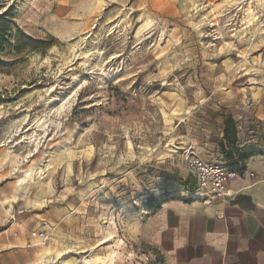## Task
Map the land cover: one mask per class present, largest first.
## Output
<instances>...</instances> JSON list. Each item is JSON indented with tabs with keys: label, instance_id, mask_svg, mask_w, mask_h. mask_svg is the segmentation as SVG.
Returning a JSON list of instances; mask_svg holds the SVG:
<instances>
[{
	"label": "rangeland",
	"instance_id": "374dc122",
	"mask_svg": "<svg viewBox=\"0 0 264 264\" xmlns=\"http://www.w3.org/2000/svg\"><path fill=\"white\" fill-rule=\"evenodd\" d=\"M6 13L0 264H152L133 223L189 186L186 156L243 171L262 138L264 0H0Z\"/></svg>",
	"mask_w": 264,
	"mask_h": 264
},
{
	"label": "crops",
	"instance_id": "0c3cea01",
	"mask_svg": "<svg viewBox=\"0 0 264 264\" xmlns=\"http://www.w3.org/2000/svg\"><path fill=\"white\" fill-rule=\"evenodd\" d=\"M249 144L254 152L230 181L228 200L209 203L205 190H181L142 209L133 227L152 248V264H264V131ZM18 246L30 259L27 243Z\"/></svg>",
	"mask_w": 264,
	"mask_h": 264
},
{
	"label": "built area",
	"instance_id": "2783aa9c",
	"mask_svg": "<svg viewBox=\"0 0 264 264\" xmlns=\"http://www.w3.org/2000/svg\"><path fill=\"white\" fill-rule=\"evenodd\" d=\"M185 163L191 181L189 186L180 190L168 186L162 190L163 193L161 194L167 191L169 195L174 193L180 195V191L183 190L184 195H188L197 190H205L210 195L206 199L209 203L219 200L225 201L230 198L228 185L232 179L238 176L237 171L229 169L219 162L203 159L194 153H189L186 156ZM33 235L38 237L41 242H47L50 239V235L46 231H34Z\"/></svg>",
	"mask_w": 264,
	"mask_h": 264
},
{
	"label": "trees",
	"instance_id": "16d2710c",
	"mask_svg": "<svg viewBox=\"0 0 264 264\" xmlns=\"http://www.w3.org/2000/svg\"><path fill=\"white\" fill-rule=\"evenodd\" d=\"M8 15L9 14L6 13L3 16L0 17V52L2 51L4 45L7 43L8 31L10 30L9 21H8V18H7ZM237 127H238V125H237L235 119L232 116H229L226 119V122H225L224 139L220 143V146L222 147L223 150H225L226 148L229 147L228 160H232L234 158L233 150H234V148H235V146H236V144L238 142V131H237L238 129H237ZM231 130H232V132H231ZM230 134H232V137H233L232 140H230L231 139L230 138L231 137ZM225 138L228 141H230L228 146L225 145ZM249 150H251V148ZM247 151H248L247 149L244 150V151H241L242 154L240 155V158H242L243 154H246ZM250 155H251V152H250V154L248 156H250ZM233 164H235V163H233ZM225 167H227V166H225ZM162 196L164 197L163 199H165V198H169L171 196H178V195H169V193L166 191ZM153 200L156 202V203H153V204H157L159 201H161L160 198L156 199V197H154ZM146 202H149V199H147ZM153 204H150V205H153Z\"/></svg>",
	"mask_w": 264,
	"mask_h": 264
},
{
	"label": "bare ground",
	"instance_id": "6f19581e",
	"mask_svg": "<svg viewBox=\"0 0 264 264\" xmlns=\"http://www.w3.org/2000/svg\"><path fill=\"white\" fill-rule=\"evenodd\" d=\"M115 254H116V253H115ZM115 254H114V255H111L109 258H111V260H112L113 258H115ZM82 260H84L87 264L91 262L89 259H86V258H84V259H82ZM106 260H107V259H105V261H103V262H106ZM84 261H83V262H84ZM93 261L95 262V261H96V258H94ZM85 262H84V263H85ZM111 262H112V261H111ZM61 263H62V264H73V261H72V259H63V260L61 261Z\"/></svg>",
	"mask_w": 264,
	"mask_h": 264
}]
</instances>
